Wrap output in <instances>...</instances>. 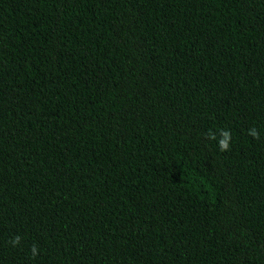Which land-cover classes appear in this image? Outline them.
<instances>
[{
    "label": "trees",
    "instance_id": "trees-1",
    "mask_svg": "<svg viewBox=\"0 0 264 264\" xmlns=\"http://www.w3.org/2000/svg\"><path fill=\"white\" fill-rule=\"evenodd\" d=\"M0 264H264V0H0Z\"/></svg>",
    "mask_w": 264,
    "mask_h": 264
},
{
    "label": "clouds",
    "instance_id": "clouds-1",
    "mask_svg": "<svg viewBox=\"0 0 264 264\" xmlns=\"http://www.w3.org/2000/svg\"><path fill=\"white\" fill-rule=\"evenodd\" d=\"M248 134L254 138H259V135L255 128L250 129ZM210 139L216 140L217 137L215 134H211L209 136ZM231 133L228 130H221L220 131V138L218 139V147L221 152L228 151L230 149V141H231ZM21 241V237L19 235L15 236L11 243L15 245H19ZM32 256L35 257L38 254V249L35 245L31 248Z\"/></svg>",
    "mask_w": 264,
    "mask_h": 264
}]
</instances>
